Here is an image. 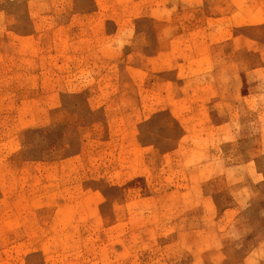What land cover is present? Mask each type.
I'll return each mask as SVG.
<instances>
[{"label":"rangeland","instance_id":"1","mask_svg":"<svg viewBox=\"0 0 264 264\" xmlns=\"http://www.w3.org/2000/svg\"><path fill=\"white\" fill-rule=\"evenodd\" d=\"M0 264H264V0H0Z\"/></svg>","mask_w":264,"mask_h":264}]
</instances>
